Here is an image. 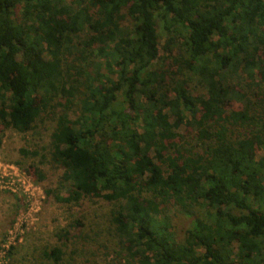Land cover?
I'll return each mask as SVG.
<instances>
[{"label":"trees","instance_id":"1","mask_svg":"<svg viewBox=\"0 0 264 264\" xmlns=\"http://www.w3.org/2000/svg\"><path fill=\"white\" fill-rule=\"evenodd\" d=\"M49 116L46 195L117 206L108 264H264V0H0V134Z\"/></svg>","mask_w":264,"mask_h":264},{"label":"rangeland","instance_id":"2","mask_svg":"<svg viewBox=\"0 0 264 264\" xmlns=\"http://www.w3.org/2000/svg\"><path fill=\"white\" fill-rule=\"evenodd\" d=\"M158 35L161 46L166 35L159 28ZM159 55L163 56L161 48ZM101 70L107 74L105 67ZM170 122L174 123V118H170ZM54 126L49 116L26 134L11 129L0 134V167L13 166L26 184L28 181L36 188L32 198L21 192L0 190V254L5 252L0 264H52L43 253L57 247L63 252L60 264L122 262L124 252L119 248L110 221L116 205L103 199H84L78 204L64 205L56 202L52 194L46 195V191L57 190L61 177V170L54 169L48 162L49 136ZM179 133L189 134L183 127ZM21 151L28 152V155ZM29 153H36V156ZM259 157H264V152L261 151ZM31 166L41 172L42 181L38 182L34 177ZM201 211L195 216L203 217ZM170 217L169 231L177 241H181L189 221L182 214ZM75 222H80L82 227L68 228ZM67 231L68 240L60 239Z\"/></svg>","mask_w":264,"mask_h":264},{"label":"built area","instance_id":"3","mask_svg":"<svg viewBox=\"0 0 264 264\" xmlns=\"http://www.w3.org/2000/svg\"><path fill=\"white\" fill-rule=\"evenodd\" d=\"M27 184L17 173L13 166L0 167V190L10 193L21 192L28 198L33 197V191L36 190L28 181ZM5 252L0 254V261L3 259Z\"/></svg>","mask_w":264,"mask_h":264}]
</instances>
